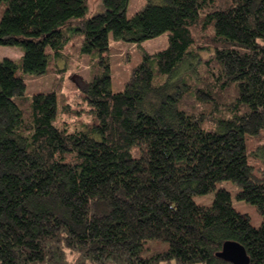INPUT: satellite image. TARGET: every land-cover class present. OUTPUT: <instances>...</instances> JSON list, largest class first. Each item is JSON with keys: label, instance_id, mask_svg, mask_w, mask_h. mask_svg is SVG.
Masks as SVG:
<instances>
[{"label": "trees", "instance_id": "obj_1", "mask_svg": "<svg viewBox=\"0 0 264 264\" xmlns=\"http://www.w3.org/2000/svg\"><path fill=\"white\" fill-rule=\"evenodd\" d=\"M89 1L0 0V44L24 50L0 59V264H233L217 255L227 240L264 264V166L249 158L264 130V0H148L132 17L129 0H102L85 18ZM165 32L114 91L110 33ZM69 33L71 54L91 55L79 87L93 118L73 126L65 96L28 95L22 75L57 66Z\"/></svg>", "mask_w": 264, "mask_h": 264}, {"label": "rangeland", "instance_id": "obj_2", "mask_svg": "<svg viewBox=\"0 0 264 264\" xmlns=\"http://www.w3.org/2000/svg\"><path fill=\"white\" fill-rule=\"evenodd\" d=\"M148 0H129L126 7V14L129 17L141 10ZM104 9L102 0H90L89 7L86 12L88 18L96 13L102 12ZM1 17V12H0ZM79 24L78 19L71 21L72 26ZM69 40L65 46L67 50L74 43V36L69 33ZM169 44L168 33L165 32L157 37L146 39L139 43L125 41L121 38L115 37L113 33L109 35V50L105 53L106 58L110 63L112 89L116 92L122 91L125 84L131 76L133 69L139 65L145 54H154ZM67 51L66 57H60L56 60L53 56L54 64L50 65L49 71L41 74L36 73H22L26 82L25 93L33 95L37 92H48L52 89L58 90V95L61 100L65 96L68 105H62L60 117L63 122H68L71 126L80 121H89L93 118V114L89 112L90 105L82 96V91L79 87L81 80L89 78V65L91 55L82 54L80 57L72 55L75 52L73 49ZM211 51L204 50L201 55L204 58L209 57ZM24 55V50L16 45L0 44V59L9 57L19 60ZM69 100V103H68ZM68 106L70 109H68ZM80 114V115H79ZM250 147V162L256 166H264V130L259 138H252ZM258 147H254L257 144ZM254 145V146H253ZM253 147V148H252ZM218 187L228 189L232 194L233 205L241 212L248 213L251 217V223L255 227L260 226L263 216L255 204L247 203L238 199L237 193L241 190V186L232 180H221L218 182ZM214 198V192L203 195H196L194 199L199 204L210 205Z\"/></svg>", "mask_w": 264, "mask_h": 264}, {"label": "water", "instance_id": "obj_3", "mask_svg": "<svg viewBox=\"0 0 264 264\" xmlns=\"http://www.w3.org/2000/svg\"><path fill=\"white\" fill-rule=\"evenodd\" d=\"M217 255L233 264H249L250 260L246 248L235 240L225 241Z\"/></svg>", "mask_w": 264, "mask_h": 264}]
</instances>
